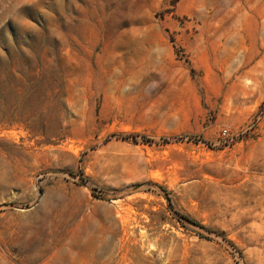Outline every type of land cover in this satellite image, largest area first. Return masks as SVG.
Returning a JSON list of instances; mask_svg holds the SVG:
<instances>
[{"label": "rangeland", "instance_id": "374dc122", "mask_svg": "<svg viewBox=\"0 0 264 264\" xmlns=\"http://www.w3.org/2000/svg\"><path fill=\"white\" fill-rule=\"evenodd\" d=\"M0 264H264V0H0Z\"/></svg>", "mask_w": 264, "mask_h": 264}, {"label": "trees", "instance_id": "16d2710c", "mask_svg": "<svg viewBox=\"0 0 264 264\" xmlns=\"http://www.w3.org/2000/svg\"><path fill=\"white\" fill-rule=\"evenodd\" d=\"M185 218H187V217H185ZM187 220L188 221H190L191 223H194V221H192L191 219H189V218H187Z\"/></svg>", "mask_w": 264, "mask_h": 264}]
</instances>
